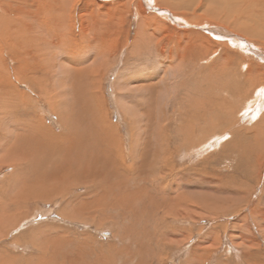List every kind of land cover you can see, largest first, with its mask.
Masks as SVG:
<instances>
[{
    "label": "rangeland",
    "instance_id": "1",
    "mask_svg": "<svg viewBox=\"0 0 264 264\" xmlns=\"http://www.w3.org/2000/svg\"><path fill=\"white\" fill-rule=\"evenodd\" d=\"M84 1L86 0L65 1L64 14L60 12L59 15L63 14L69 18H66L65 22L70 27L68 30L74 43L80 44L81 38L85 39L84 44L72 47H76L71 52L75 56L70 57L77 61L78 56L83 54L85 63H82V67H88V75L90 70H93L91 74L99 76L100 92L106 111L103 113L105 119L99 120L101 119L99 116L98 123H102L99 125H102L103 129L86 115L89 107L87 104L84 107L85 104L82 102L77 110L85 111V115L83 112L81 115L91 122L89 120L84 122L87 125H83V130L81 132L78 130L80 134L75 136L83 146L79 145V148H76L78 156L74 159L69 152V148L75 142L74 139L69 141L65 138L57 141L50 146L51 149L42 147L38 142L33 144L31 140L26 143L24 139L19 141L20 145L19 143L18 146L16 145L17 149L10 151L7 160L24 158L25 152L26 156L31 154L28 158L39 157L40 163L47 165L34 169L33 165H29L31 160L27 166V162L23 159L21 167H18L16 171V165L12 160L0 163V185L4 181L3 187H0V207H2L0 213L5 208L4 213L9 215L5 217V221L0 222V264H264V221L260 218H251L254 212L251 206L260 205L261 209H264V192H262L264 191V168L257 165L258 161H264V137L257 135L259 129L264 134V106L259 116L257 115L258 117L252 121L238 118V114L235 113L234 117L239 120L235 124L228 120L226 114L228 103L235 106L236 112L244 108L247 98L252 99L255 90L249 89V86L261 76L264 77V57L259 55L261 53L264 56V35L254 39L259 45L250 39H246L245 44L240 40L231 44L233 41L231 42L228 38L230 43L228 42L227 45L233 51L234 57L232 64L230 63L234 67H231L230 71L224 67L225 54H221L220 49L218 56L216 55L211 62H206L205 57L198 58L197 61L193 60L194 57L188 54V52L194 53V47L197 52L205 53L204 40L212 39V42L228 40L213 34L209 36L206 31L198 30L187 17L179 15L175 18L178 20L168 18L162 22V25L161 22L160 24L157 22L156 26V22L151 23L153 20L146 16L152 13L159 16L168 14L162 13L157 9L158 6L151 3H148L150 7L144 3L146 12H143L144 15L147 14L144 18L141 12L137 13L134 9L130 12L120 5H114L120 0H95V2L108 3L107 6L100 7L102 9H98L99 6L93 4V0L86 2V5L83 4ZM53 4L56 9V1H53ZM93 9L94 11H91ZM143 24L149 25V28ZM36 27L33 28L35 32L38 33L39 30L40 33L43 32V28ZM231 28H234L233 25ZM154 37H157L156 40ZM100 47L102 49H99ZM28 48L31 47L28 45ZM56 51L60 52L58 48ZM229 55L232 56V52H229ZM243 57L247 58L248 66L241 65L240 60ZM56 58L53 62L55 71L44 70L48 67L45 68V65L39 66L38 57L35 60L24 58L27 65L25 74L28 78L34 79V83L37 81L35 83L37 89L50 90L54 86L57 87L55 80L59 76L60 66L58 65L62 63H60V56ZM36 62L38 63L35 65ZM222 62L223 64L219 65ZM13 64L12 62L10 66L12 67ZM30 70L39 71L35 74L36 71L31 73ZM217 70L218 74L214 77ZM84 74H87L86 71ZM201 77H205L206 81L201 82ZM29 83V81H23L17 88L24 95L21 99L24 100L23 102H20L10 91L12 95L10 94L9 115L5 120V127L9 126L8 133L14 132L12 128L16 120L14 112L21 111L17 115L20 123L23 121V123L26 122V126H29L30 119H37L41 121V124H37L42 125L40 126L42 129H47L53 135L66 136V131L62 129L58 121L57 111L50 109L51 106L42 96V92L31 89ZM194 83H200L203 91L198 85L196 89H199V92L187 93L189 89L193 92ZM151 87L153 89H150ZM227 87L229 89L226 91ZM234 87L237 88V93L232 95ZM15 88L10 89L14 91ZM169 91H172L176 97L171 101L164 100L163 109H165L166 118L162 120L159 119L160 115H157V111L158 113L160 111L156 103L158 96L163 100L162 94L171 95ZM196 96L204 100L205 115L212 114L210 117L217 120L216 129L222 130L229 126L243 127L245 130L242 129V133L237 135L230 145H226L221 150V147H218L217 153L210 151L200 156L198 162L192 158V162L190 156L186 158L185 151L183 152L187 144L183 143L181 131L187 124L188 104ZM243 96L244 100H242ZM17 103L19 107L14 108L13 104L17 105ZM97 112L100 115L99 110ZM199 113L202 114V112ZM191 124L196 129L193 138L196 136V140L201 141L207 135L205 132L211 121L209 118L207 121L193 119ZM157 127H160L162 131L159 136L154 134ZM101 130L107 132L105 136L100 134L103 141L105 140L108 144L114 142L108 149L110 153H106L101 145H98L101 143L99 137ZM40 137L37 139L40 140ZM157 145L161 150L166 147L163 153L158 150V158L162 157L161 162L158 161L160 168L169 167L173 175L179 176H182L181 171L185 173L192 171L187 179L172 185V191L168 190V194H165L166 201H162V193L155 191L151 187L152 181H149L155 176L158 179L162 175L157 172L158 164L154 165L152 160L155 152L157 153L153 147ZM23 146L30 148L25 150ZM41 147L45 152L48 150L49 152L45 153ZM252 147L256 155L261 153L260 159H255L256 155L252 152ZM37 149L42 152L35 153ZM82 151L87 153L83 154ZM218 151L221 155H218ZM47 159H50L49 162ZM228 165L234 166L235 170L231 172ZM126 170L127 174L129 172L132 174H125ZM18 178H21L27 186L20 187V182L16 184L14 179ZM35 178H38L40 183L49 184L47 187L54 190V192L50 191V200L36 198L37 188L33 189V186H30L29 189L28 186L32 185V180L35 181ZM168 180L171 181V179ZM82 181L89 183L83 184ZM239 188L242 190L240 197L236 198L235 194H229L230 190L235 192ZM26 190L31 191L30 195ZM21 191L25 195L19 194ZM178 193L182 195L183 202L179 205L175 203L178 216L163 214L167 208L171 209L167 198H172ZM227 204L232 205H228V209L233 207L232 211H234L216 215V211H226L227 208L222 206ZM214 206L216 208L211 209ZM186 209L195 210V214L184 213ZM235 211H238V214ZM183 213L186 216H182ZM253 221H255L254 224Z\"/></svg>",
    "mask_w": 264,
    "mask_h": 264
},
{
    "label": "bare ground",
    "instance_id": "2",
    "mask_svg": "<svg viewBox=\"0 0 264 264\" xmlns=\"http://www.w3.org/2000/svg\"><path fill=\"white\" fill-rule=\"evenodd\" d=\"M53 1H56L57 7L56 9H54L53 7ZM68 2V0H0V163H2L3 161H11L7 160V156H10V151L12 149H17L18 143L20 145L19 141H24L27 143L28 141L31 140V143L34 144V142H38L42 145V147H47L48 149H51L50 146H52L54 143H56L57 141H61L63 139H68L69 141H71V139H74L75 142H73V146H71L69 148V152H70V156H72V159H74V157L78 156L77 155V151L76 148L80 145H82V142H78V138H75L76 135L80 134L81 130H83L82 128L83 125H87V122L89 119H84L86 117H83L81 114L85 111H78V107H80V103H84L86 107H89V109L86 111V115L88 117H90V120H92L95 124L99 122V120H103V118L105 117L103 115V113L106 111V109L103 107V102H102V97H101V92H100V85H99V79L97 76V74H91L93 72V70H90L91 72H89L88 75V67H82V63H85L83 54L82 56H78L79 59L77 61L72 60L71 58L75 55H72L71 52L73 51L72 49L76 48H72L74 45L79 46L84 44L85 39L81 38L82 41H80V44L78 43H74L72 40V35L70 34V30H68V23L65 22L67 19H69L68 17H66L63 11V8L66 7V2ZM90 0H86L84 1V5H86V2H88ZM92 1V0H91ZM115 1V0H114ZM93 4H95L96 6H99L98 9H102L100 7H105L108 5V3H101V2H95V0L92 1ZM73 3V2H72ZM113 3V2H112ZM144 3L146 6L150 7L149 4L151 3L152 5H155L157 7V9L160 11H162V13L164 14H168V15H156V14H149V15H144ZM149 3V4H148ZM69 4V3H68ZM114 4V3H113ZM114 5H120L121 7L126 8V10L128 11H132L134 9V11H136L137 13H142L144 15V18L148 17L150 19H152L153 21H151V23H155L156 22V26L158 25L157 22L162 25V22L165 21V19H171V20H178L175 19L177 18L179 15H182L184 17H187V19L196 25V27L198 28V30H202V31H206L209 36L210 35H215L219 37H224V39L226 38V40H228V38L231 40V44H233L235 41L240 40L242 41V43H247L246 39H250L253 41L257 36H263L264 35V0H120V1H116V3ZM91 6V5H90ZM84 7V6H83ZM88 7V6H87ZM116 7V6H115ZM89 8V7H88ZM109 8V7H108ZM118 8V7H117ZM66 9V8H65ZM72 9V8H71ZM92 9V8H91ZM123 9V8H122ZM168 9V10H166ZM82 10V9H81ZM97 10V9H96ZM95 10V11H96ZM105 10V9H104ZM111 10V9H110ZM113 10V9H112ZM117 10V9H116ZM115 10V11H116ZM148 10V9H147ZM91 11H94L91 10ZM130 11V12H131ZM144 11V12H143ZM60 12H62V15H59ZM71 12V11H70ZM69 12V13H70ZM120 12V11H119ZM171 12V13H170ZM108 13V12H107ZM170 13V14H169ZM39 14V15H38ZM75 14V13H74ZM98 14V12H97ZM132 14V13H131ZM68 15V14H67ZM91 15V14H90ZM58 16V17H55ZM113 16V15H112ZM146 16V17H145ZM83 16H81L82 18ZM85 17V16H84ZM67 18V19H66ZM66 19V20H65ZM83 19V18H82ZM121 19V18H120ZM182 19V18H180ZM184 19V18H183ZM186 19V20H187ZM144 20V19H143ZM142 21V19H141ZM148 21V19H147ZM145 22V20H144ZM181 22V21H180ZM35 23V24H34ZM148 23H150L148 21ZM150 23V25H151ZM179 23V22H178ZM185 23V22H183ZM38 26V28L40 29H44L42 33H40L38 31L35 32L33 30V28H35L36 26ZM145 24H143L144 26ZM233 25V29L231 28V26ZM146 26V25H145ZM149 25H147L146 27H148ZM162 27V26H161ZM37 28V27H36ZM70 28V27H69ZM149 28V27H148ZM155 29V26H154ZM158 29V28H157ZM146 30V29H145ZM37 31V30H36ZM143 31V30H142ZM35 32V33H34ZM155 32V31H154ZM37 33V34H36ZM140 33V32H139ZM150 33V32H149ZM142 34V33H141ZM151 34H153L151 32ZM146 35V34H145ZM149 35V34H148ZM156 35V34H155ZM154 35V36H155ZM150 37V36H149ZM249 37V38H248ZM155 40L157 37H154ZM111 39V38H110ZM223 39V38H222ZM50 40V41H49ZM145 40V39H144ZM152 40V39H151ZM218 40V39H217ZM138 41V40H136ZM161 41V40H160ZM164 41V40H163ZM89 42V41H88ZM154 42V41H153ZM228 41H224L221 42L219 40L218 41H213L212 39H210V41L204 40L203 44L206 46L205 47V53L202 52H197L196 48L194 47V53L188 52V54L194 59L193 60H198V58L202 59L203 57H205L206 62H211L216 55L218 54V50L220 49L221 54H225L223 56L224 60H225V64L224 67L228 68V70L230 69L231 71V67H234V65H230V63L234 60L233 57V51L230 50L228 48ZM257 42V41H256ZM147 43V42H145ZM258 43V42H257ZM88 44V43H87ZM105 44V43H104ZM103 44V45H104ZM151 44V42H150ZM237 44V43H236ZM29 47L31 48H28ZM106 45V44H105ZM104 45V46H105ZM156 45V44H155ZM193 45V44H192ZM218 45V47H217ZM242 46V44H240ZM259 45V43H258ZM42 46V47H41ZM112 46V45H111ZM158 46V45H157ZM234 46V45H233ZM257 46V45H256ZM83 47V46H82ZM155 47V46H154ZM169 47V46H168ZM232 47V46H231ZM261 47V46H260ZM52 48V49H51ZM54 48V49H53ZM58 48V50L60 52H57L56 49ZM105 48V47H104ZM191 48V47H190ZM83 49V48H82ZM93 49V48H92ZM91 49V50H92ZM99 49H102L101 47ZM112 49V48H111ZM110 49V50H111ZM149 49V48H148ZM151 49V48H150ZM163 49V48H162ZM88 50V49H87ZM104 50V49H103ZM258 50V49H257ZM260 50V49H259ZM77 51V50H76ZM99 51V50H98ZM158 51V50H157ZM161 51V50H159ZM169 51V50H168ZM226 51L228 53H226ZM261 51V50H260ZM229 52H232V56L229 55ZM58 53L60 55H58ZM79 53V52H78ZM260 53V52H259ZM77 54V53H75ZM100 54V53H99ZM161 54V53H160ZM72 55V57H70ZM80 55V54H79ZM241 55V54H240ZM239 55V56H240ZM260 57H264L261 53L259 54ZM258 55V56H259ZM60 56V63H62V65H58L60 66L58 68V72H59V76L56 78L55 80V85H57V87H53L50 90L47 89H37L35 86V83L37 82L36 80H38V78L35 80L36 82L34 83V79L32 78H28L25 74V70L27 69V65H25L26 61L24 58H30L35 60V58L38 57V61H40L39 66L40 65H45L44 70H54L55 68V64L53 63L55 59H57L56 57ZM218 56V55H217ZM222 56V55H220ZM43 57V58H42ZM219 58V57H218ZM204 59V60H205ZM241 59V58H240ZM67 60H70L69 62ZM221 61V59H219ZM247 58H242L240 61L242 62L241 65H243V67L248 66V62L246 61ZM74 61V62H73ZM14 63L13 66L11 67L10 64ZM66 62V65L64 66ZM142 62V61H141ZM216 62V61H215ZM235 62V61H234ZM38 62L35 63V65ZM59 63V64H60ZM69 65H68V64ZM153 63V62H151ZM158 63V62H157ZM200 63V62H199ZM57 64V63H56ZM91 64V63H90ZM146 64V63H145ZM223 64L220 63L219 65ZM232 64V63H231ZM68 65V66H67ZM57 66V67H58ZM67 66V67H66ZM89 66V63H88ZM91 66V65H90ZM101 66V65H100ZM154 66V65H153ZM216 67V65H215ZM220 67V66H219ZM230 67V68H229ZM242 67V68H243ZM40 68V67H39ZM44 68V67H41ZM217 68V67H216ZM101 69V68H99ZM98 69V70H99ZM108 69V68H107ZM220 69V68H219ZM218 69V70H219ZM245 69V68H244ZM249 68L247 67V70ZM96 70V69H95ZM218 70L215 74L214 77L217 76L218 74ZM223 70V69H221ZM220 70V71H221ZM226 70V71H228ZM235 70V68H234ZM264 70V69H263ZM31 73H33L36 70H30ZM39 71V70H38ZM36 71L35 74L38 72ZM42 71V70H40ZM55 71V70H54ZM84 71H86L87 74H84ZM229 71V74L231 73ZM251 71V70H249ZM248 71V73H249ZM28 72V71H27ZM47 72V71H46ZM46 72L44 73L46 75ZM138 72V71H136ZM154 72V71H152ZM224 72V70H223ZM262 72V71H261ZM264 72V71H263ZM43 73V72H42ZM48 73V72H47ZM50 73V72H49ZM48 73V74H49ZM99 73V72H98ZM243 73V72H242ZM132 74V73H130ZM222 74V73H221ZM42 75V74H41ZM40 75V76H41ZM137 75V74H136ZM152 75V74H151ZM231 75V74H230ZM262 75V74H261ZM264 75V74H263ZM47 76V75H46ZM128 76V75H127ZM232 76V75H231ZM45 77V76H44ZM52 77V76H51ZM54 77V76H53ZM145 77V76H144ZM233 77V76H232ZM236 77V76H235ZM243 77V74H242ZM36 78V77H35ZM128 78V77H127ZM219 78V76H218ZM247 78V77H246ZM27 79V80H26ZM205 77H201V82L202 81H206ZM43 80V79H42ZM82 80V81H81ZM173 80V78H172ZM23 81H29L31 89H33L36 92H42V96L44 97V99L47 100V102L49 103L50 109H55L58 113V121L61 124V127L63 130L66 131V136L65 135H53L50 131H48L47 129H42L39 125L41 124V121H38L37 119H30L31 122H29V126H26V122L23 123V121H20V118L17 117V115H19L21 111H15L14 112V117H16V120L14 122V124L12 125V128L14 130L13 133L9 134L7 131V128L9 129V126L7 125V128L5 127V120L8 119V111H9V103L11 102V98L10 96L12 95L10 93V91L13 93V95H16V98L19 99V101L23 102L24 100L22 99L23 93L21 91H19L17 88L18 86H20L22 84ZM41 82V80H40ZM144 82V81H143ZM145 83V82H144ZM28 84V83H27ZM195 86H193L192 91L191 89L187 90V93H193L196 94L197 92H199V89H196L198 87V85L201 86L200 83H194ZM221 84V83H220ZM174 85V84H173ZM172 85V86H173ZM193 85V84H192ZM222 85V84H221ZM229 85V84H228ZM223 86V85H222ZM221 86V87H222ZM227 86V85H226ZM225 86V87H226ZM233 86V85H232ZM16 87L14 91H12V89L10 88ZM144 87V86H143ZM153 87V85H152ZM150 89H153V88ZM218 87V86H217ZM224 87V88H225ZM254 90L253 93V97L252 99H248L246 100V105H244V108H241L239 111L237 110V112L235 111L236 109L234 108L235 106H231L229 103L228 105L226 104L227 107V118L228 120H231L232 122H234L236 124V122H239L238 118H242L244 120L247 121H252L254 120V118L258 117L259 114L261 113V110L264 106V77L261 76L260 78H258L257 80H255L254 82L251 83V85L249 86ZM64 89V90H63ZM203 87L201 86V91ZM229 88L227 87L226 91ZM239 89V87H238ZM247 88V90H249ZM219 90V89H218ZM50 91V92H49ZM151 91V90H150ZM221 91V90H220ZM232 91V90H231ZM35 92V95H36ZM67 92V93H66ZM90 92V93H89ZM154 92V91H153ZM248 92V91H247ZM169 93L171 95H168L166 93V95L162 94L161 96H163V100H161V98L158 96V100L156 103V106L158 107L160 113H158L157 111V115L159 114V119L164 120L165 117V109H163V105L165 101H171L173 99H175V94L172 91H169ZM224 93V92H223ZM235 93H237V88L234 87L233 91L231 92L232 95H234ZM11 94V95H10ZM205 94H209V93H205ZM218 94V93H216ZM248 94V93H247ZM246 94V96H247ZM185 96H187L186 94H184ZM203 95V94H202ZM201 95V96H202ZM40 96V95H39ZM41 96V97H42ZM61 96V98H60ZM221 96V95H220ZM227 96V95H226ZM245 96V95H244ZM244 96L243 99L244 100ZM245 96V97H246ZM209 97V95H208ZM82 98V99H80ZM219 99H221L220 97H217ZM228 98V96H227ZM226 98V99H227ZM81 101H80V100ZM104 99V97H103ZM138 99V98H137ZM160 99V100H159ZM213 99V97H212ZM241 99V96H239V100ZM139 100V99H138ZM165 100V101H164ZM214 100V99H213ZM224 101V98L222 99ZM18 101V100H17ZM222 101V102H223ZM241 101V100H240ZM46 102V103H47ZM140 102V101H139ZM209 102V101H208ZM207 102V103H208ZM214 102V101H212ZM162 103V104H161ZM190 104H188L189 109L188 111V120H187V124L184 125L183 127V131H181V135H183V143L187 144L185 146V148L183 149V152L185 151L186 154V158L187 156H190V161L192 160V158L194 160H198L200 159V156L208 153V152H212V151H216V149L218 147H221L220 150L222 148H225L226 145H230V142L233 143V140L235 139V137L237 135H240L242 133V129L243 127L240 128H234V127H225L222 128V130H219V128L216 129V125L215 122L217 120L212 119L210 116L212 114H210V116H206V109L204 110V100L200 97H194V99H192L190 102ZM131 104V103H130ZM138 104V103H137ZM214 104V103H213ZM225 104V102H224ZM243 104V103H242ZM15 105V106H14ZM19 103L13 104V107H19L18 106ZM221 105V104H220ZM48 107V106H47ZM207 107V106H206ZM213 107V106H212ZM143 108V107H142ZM237 108V107H236ZM208 109V108H207ZM222 109V108H221ZM239 109V108H238ZM100 112V115L98 114V111ZM139 111V109H137ZM157 110V109H156ZM204 110V111H203ZM212 110V109H211ZM226 110V109H225ZM92 111V112H91ZM147 111V110H146ZM199 112H202L199 113ZM210 112V111H209ZM221 112V110H220ZM90 113V114H89ZM212 113V112H211ZM235 113L238 114V118L236 119ZM263 113V112H262ZM51 114V113H49ZM139 114V113H138ZM182 114V113H181ZM201 114V115H199ZM85 115V114H84ZM258 115V116H257ZM57 116V115H56ZM99 116L101 119H99ZM103 116V117H102ZM18 118V119H17ZM34 118V117H33ZM107 118V117H106ZM135 118V117H134ZM209 118V121H211V124L207 127L208 129L206 130L205 134L207 133V135L205 136V138L201 141H197L196 140V136L193 138V133L196 130L195 126L191 123H193V119L194 120H206ZM215 118V117H214ZM56 119V118H55ZM99 119V120H98ZM105 119V118H104ZM14 120V119H13ZM54 120V119H53ZM89 120V121H90ZM227 120V121H228ZM19 122V123H18ZM91 122V121H90ZM92 122V123H93ZM103 122V121H102ZM39 123V124H37ZM222 123V121H221ZM220 123V124H221ZM260 123V121H259ZM256 123V124H259ZM56 124H57V120H56ZM102 123H98V127L102 128V125H99ZM238 124V123H237ZM91 125V123H90ZM44 126V125H43ZM59 126V125H58ZM89 126V125H88ZM239 126V125H237ZM218 127V126H217ZM264 127V126H263ZM78 128V129H77ZM86 128V127H85ZM49 129V128H48ZM103 129V128H102ZM80 132H79V131ZM85 130V129H84ZM200 130V129H199ZM219 130V131H218ZM245 130V128L243 129V131ZM12 131V130H11ZM52 131V130H51ZM114 131V130H113ZM117 131V130H116ZM161 129L160 127H157V131H154V134L156 133V135H161L162 131L160 133ZM101 133H99V137L100 134L102 135H107V132L104 130L100 131ZM258 132V136L259 137H264V134L262 133L261 129L257 130ZM103 133V134H102ZM88 134V133H87ZM245 134V133H244ZM42 136V137H40ZM84 135H82L83 137ZM116 136V135H115ZM40 137V140L37 139ZM108 137V136H106ZM110 138V137H109ZM101 139V143H98V145H101V148L103 151H105L106 153H110L111 151H109V147L110 145H113V139L111 137L112 140L111 141L112 144H108V142H106L105 140H102V137H100ZM116 140V138H114ZM67 140V142H69ZM42 141V142H40ZM119 141V140H118ZM117 142V141H116ZM24 143V142H23ZM22 143V144H23ZM63 143V142H62ZM225 144V145H224ZM17 145V146H16ZM25 145V143H24ZM28 145V144H27ZM39 145V144H38ZM116 145V144H115ZM32 146V145H31ZM24 147V146H23ZM36 147V146H34ZM38 147V146H37ZM36 147V148H37ZM41 147V148H42ZM100 147V146H99ZM114 147V146H113ZM112 147V148H113ZM25 150L30 148V147H24ZM55 148V147H54ZM79 148V147H78ZM111 148V147H110ZM166 148V147H165ZM165 148L162 150L160 149L159 145L154 146L153 149L155 151H157V153L155 152V156L152 157L153 159V164L157 165L159 167H157V172L161 173L162 175L157 179V177H153V179L149 180L152 181L151 183V187H153V189L155 191H158L159 193H162V201H166V197L165 194L169 191H172V185L174 184H178L182 181H184V179H187V177L190 175L191 172H186L185 171H181L182 176H179L178 174L173 175V171H170L169 167H162L160 168V164L158 163V161L161 162V158L159 156V152L158 150H161L162 153L165 152ZM254 151H253V150ZM252 152L254 153V155H256L255 153V149L254 147H252ZM31 151H33V149H30ZM42 150L44 151V149L42 148ZM66 150V149H65ZM78 150V149H77ZM218 150V149H217ZM13 151V150H12ZM114 151V150H113ZM258 151V148H257ZM35 153H41L38 149L36 151H34ZM45 152V151H44ZM43 152V153H44ZM48 151H46L45 153H48ZM83 154L87 153L86 151H82ZM169 152V151H168ZM42 153V154H43ZM81 153V152H80ZM172 153V152H171ZM217 153V151H216ZM252 153V154H253ZM33 154V153H32ZM184 154V155H185ZM24 158H13L12 162L14 165H16V171L18 170L17 168L21 167L22 163H23V159H25V161L27 162L26 165L30 162L31 160V164H29L30 166L33 165L34 169L37 168H42L43 165L46 166L47 164H43L40 163V160H38L39 157H37V159H35L34 157H32L33 159L28 158L29 155H31L29 153L28 156H26V153L24 152ZM164 155V154H162ZM218 155L220 154V151H218ZM251 155V154H250ZM41 157H43L41 155ZM40 157V158H41ZM261 157V153L257 154L255 159L258 160ZM44 158H48L45 157ZM43 158V159H44ZM50 159L52 157H49ZM79 158V157H78ZM49 159V160H50ZM70 159V158H69ZM167 159V158H166ZM49 160L47 159V161L49 162ZM71 160V159H70ZM77 160V159H76ZM189 160V159H188ZM203 160V159H202ZM33 161V162H32ZM92 161V160H91ZM113 161V160H111ZM168 161V159H167ZM197 161V162H198ZM189 162V161H188ZM193 162V160H192ZM172 163V162H171ZM259 165V167H263L264 168V161H258L257 162ZM119 164V163H118ZM129 165V164H128ZM28 166V165H27ZM29 166V167H30ZM83 166V165H82ZM119 166V165H118ZM132 166V165H131ZM121 167V166H120ZM129 167V166H128ZM127 167V168H128ZM228 168H231V172H233L235 170L234 166H227ZM46 168V167H45ZM155 168V166H154ZM73 169V168H72ZM122 169V168H121ZM126 169V168H125ZM134 169V168H132ZM131 169V170H132ZM187 169V168H186ZM195 169V168H194ZM193 169V170H194ZM238 169V168H236ZM197 170V168L195 169ZM194 170V171H195ZM233 170V171H232ZM125 172V170H123ZM129 171V170H128ZM123 172V174H124ZM132 172V171H131ZM36 173V172H35ZM40 173V172H39ZM92 173V172H91ZM130 173V172H129ZM128 173V174H129ZM18 175H20L19 173H16ZM127 174V170L126 173ZM127 174V175H128ZM132 173H130L131 175ZM37 175V174H36ZM58 175V174H57ZM72 175V174H71ZM22 176V175H21ZM49 176V175H48ZM84 176V175H83ZM186 176V178H185ZM216 176V175H215ZM235 176V175H232ZM18 176H16L17 178ZM87 177V176H84ZM56 178V177H55ZM54 178V179H55ZM76 179V178H75ZM94 179V178H93ZM124 179V178H123ZM168 179H171L168 180ZM261 179V177H260ZM259 179V181H260ZM16 184H19L18 182H20V187H24L25 183L21 178L18 179H14ZM35 181L32 180V185H29V189L30 186H33L37 188L36 191L37 192V197H40L42 200H50L51 198V194L50 191L54 192V190H50V188H48L47 186L49 185H45V183H40V181H38V178L34 179ZM126 180V179H125ZM131 180V179H130ZM51 181V180H50ZM52 181H54L52 179ZM58 181V180H57ZM60 181V180H59ZM58 181V182H59ZM63 181V180H61ZM60 181V182H61ZM89 181V180H88ZM258 181V183H259ZM264 181V180H263ZM4 182V181H3ZM0 187H3L2 183ZM56 182V181H55ZM67 182V181H66ZM136 182V181H135ZM76 183V182H75ZM83 184H88L87 181H82ZM113 183V182H112ZM7 184V183H5ZM221 184V183H220ZM15 185V184H14ZM72 185V183H71ZM74 185V183H73ZM78 185V184H77ZM114 185V184H113ZM27 185H25L26 187ZM250 186V185H249ZM52 187V186H51ZM54 188H57L56 186H54ZM70 188V187H69ZM76 188V187H75ZM88 188V187H87ZM21 189V188H20ZM58 189V188H57ZM252 189V188H251ZM255 189V188H254ZM41 190V191H40ZM3 191V190H2ZM1 191V192H2ZM29 191V195L31 193L30 190ZM28 191L26 190V192L28 193ZM70 191V190H69ZM230 190V193H233L236 195L237 197H240L241 195H239L241 193V189H237L234 191ZM251 191V190H250ZM39 192L41 193L39 195ZM45 192V193H44ZM56 192V191H55ZM264 192V191H262ZM261 192V193H262ZM62 193V191H61ZM244 193V192H243ZM247 193V192H246ZM253 193V192H252ZM255 193V192H254ZM8 194V193H7ZM19 194H23V191H21ZM49 194V195H47ZM156 194V193H154ZM168 194V193H167ZM166 194V195H167ZM251 194V193H250ZM260 194V193H259ZM263 194V193H262ZM25 195V194H23ZM28 195V194H26ZM35 195V194H34ZM53 195V194H52ZM64 195V194H63ZM172 195V194H171ZM4 196V194H3ZM181 194L178 193V195H174L172 198H167V202H170V208H167L166 211H163V214L165 215H173V216H178L176 214V210H178V208H176L175 203H177V205L182 204V198H181ZM5 197V196H4ZM18 198V197H17ZM25 198V196H24ZM23 198V199H24ZM242 198V197H241ZM6 199V198H4ZM16 199V197H15ZM21 199V197H20ZM22 199V200H23ZM218 199V198H217ZM231 200V199H230ZM238 200V199H237ZM7 201V200H6ZM19 201V200H18ZM24 201V200H23ZM236 201V200H234ZM25 202V201H24ZM51 202V201H50ZM215 202V201H214ZM230 202V201H229ZM238 202V201H236ZM251 202V200H250ZM262 202V201H261ZM106 203V202H105ZM194 203V202H193ZM211 203V202H210ZM217 203V201L215 202ZM227 203V202H226ZM231 203V202H230ZM264 203V202H263ZM116 204V203H115ZM169 203H167L168 205ZM243 204V203H242ZM250 204V203H249ZM7 205V203H6ZM107 205V204H106ZM114 205V204H113ZM212 205V204H211ZM210 205V206H211ZM228 205H223L222 208H227L226 211H216V215L217 214H229L232 211V209H228ZM97 206V205H96ZM110 206V205H108ZM123 206V205H121ZM232 206V205H229ZM114 207V206H112ZM116 207V206H115ZM246 207L248 208V203L246 204ZM254 208V212H252V217L254 218H260L264 221V209H261L260 205L258 206H251ZM260 207V208H259ZM2 207H0L1 209ZM7 208V207H6ZM211 208V207H210ZM216 208L215 206L212 207L211 209ZM240 209V208H239ZM5 208L4 210L0 213V222L2 220H6L5 217L9 216L8 213H4L5 212ZM183 210V209H182ZM202 210V209H201ZM208 210V209H207ZM206 210V211H207ZM60 211V210H59ZM195 210H191V209H186L184 211V213L188 212L191 215H194ZM215 211V210H214ZM97 212V211H96ZM202 212V211H201ZM238 214V211H235ZM21 213V212H20ZM182 214V216H186L185 214ZM200 213V212H199ZM211 213V212H210ZM247 213V212H246ZM12 214V213H11ZM144 214V213H143ZM207 214V213H206ZM212 214H214L212 212ZM234 214V213H233ZM236 214V215H237ZM245 214V213H243ZM4 215V216H3ZM215 215V214H214ZM241 215V214H240ZM115 217V216H114ZM213 217V216H212ZM239 217V216H237ZM105 218V217H104ZM215 218V217H214ZM213 218V219H214ZM238 219V218H236ZM240 219V218H239ZM135 220V219H134ZM190 220V219H189ZM193 220V219H192ZM195 220V219H194ZM190 222V221H189ZM255 221H253L254 224ZM260 222V221H259ZM262 222V221H261ZM243 223V222H242ZM245 223V222H244ZM241 224V223H240ZM239 225V223H238ZM240 227V226H239ZM244 227V226H243ZM248 227V226H247ZM246 227V228H247ZM98 228V227H97ZM257 228V227H256ZM202 229V228H201ZM200 229V231H201ZM241 229V228H240ZM245 229V228H242ZM261 230V229H260ZM126 231V230H125ZM166 231V230H165ZM257 231V230H256ZM262 231V230H261ZM260 231V232H261ZM171 232V231H170ZM115 238V237H114ZM182 239V238H181ZM219 243V242H218ZM194 244V243H193ZM34 247V246H33ZM113 247V246H112ZM253 248V247H252ZM106 249V248H105ZM199 250V249H198ZM37 251V250H35ZM158 252V251H157ZM178 252V251H177ZM159 253V252H158ZM119 255V254H118ZM210 255V254H208ZM158 258V257H157ZM8 259V258H7ZM132 259V258H131ZM5 260V258H4ZM194 260V258H193ZM198 260V259H197ZM150 261V260H149ZM254 263V262H253ZM3 264V263H2ZM249 264V263H248ZM252 264V263H251Z\"/></svg>",
    "mask_w": 264,
    "mask_h": 264
}]
</instances>
